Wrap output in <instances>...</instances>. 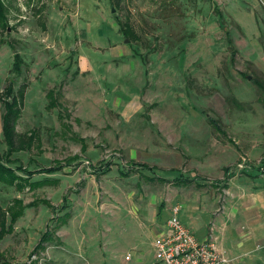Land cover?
I'll return each instance as SVG.
<instances>
[{
  "label": "rangeland",
  "instance_id": "obj_1",
  "mask_svg": "<svg viewBox=\"0 0 264 264\" xmlns=\"http://www.w3.org/2000/svg\"><path fill=\"white\" fill-rule=\"evenodd\" d=\"M5 3L0 152L12 81L26 86L17 131L34 139L5 156L25 186L0 183V204L21 208L1 264H101L94 250L106 245L107 255L149 246L156 225L137 209L158 217L202 197L195 173L220 146L234 151L227 173H264V0ZM19 167L36 173L25 182Z\"/></svg>",
  "mask_w": 264,
  "mask_h": 264
},
{
  "label": "crops",
  "instance_id": "obj_2",
  "mask_svg": "<svg viewBox=\"0 0 264 264\" xmlns=\"http://www.w3.org/2000/svg\"><path fill=\"white\" fill-rule=\"evenodd\" d=\"M233 152L220 146L213 157L205 159L201 165L204 173H195L205 179L204 194L200 198H182L178 204L181 207L179 218L198 239L212 237L215 240L227 260L224 264H264V173H227V155L233 156ZM138 166L151 168L146 163ZM142 206L137 209L135 218L142 223L143 219H150L156 225L149 246L131 242L129 250L107 255L106 245L105 249L94 250L101 264H159L154 242L168 234L167 223L174 205L169 210H161L158 217L147 216ZM84 236L93 239V234Z\"/></svg>",
  "mask_w": 264,
  "mask_h": 264
},
{
  "label": "trees",
  "instance_id": "obj_3",
  "mask_svg": "<svg viewBox=\"0 0 264 264\" xmlns=\"http://www.w3.org/2000/svg\"><path fill=\"white\" fill-rule=\"evenodd\" d=\"M0 26L6 31L9 27L8 8L6 6L5 0H0ZM123 31L126 37L136 39V32L130 25H128V27H126V29H124ZM23 63L24 60L22 56L19 53L16 54L14 57V70L17 75L22 72ZM25 88L26 86H23L18 91H15L14 82L12 81L9 83L3 94H1L3 106V134L5 143L8 146V150L6 153L7 155L0 152V183L17 185L20 188H23L25 186V184L21 183V179L23 178L17 175L14 169L8 167L4 160L5 156H7L8 159L14 152L30 148L33 144V136L21 135L17 131V124L23 112ZM48 97L50 98L48 108H55L57 106V100L54 98L53 93H50ZM18 169L24 170V172L29 176L28 178H24L25 182L27 181V179H30V177L34 175V173H36L34 171H29L20 167ZM51 170L53 169H45L44 171H38V173H48ZM15 206L16 205H13L5 209L0 204V240L3 238V236L11 233L14 227V223L18 219V216L21 214V208L17 209L18 207ZM48 238L49 235L47 234L44 236L42 241L45 242ZM2 257L3 255L0 253V264Z\"/></svg>",
  "mask_w": 264,
  "mask_h": 264
},
{
  "label": "built area",
  "instance_id": "obj_4",
  "mask_svg": "<svg viewBox=\"0 0 264 264\" xmlns=\"http://www.w3.org/2000/svg\"><path fill=\"white\" fill-rule=\"evenodd\" d=\"M180 206L172 209L168 220V234L154 242L159 264H224L227 260L212 237L198 239L180 220ZM129 259V257H128Z\"/></svg>",
  "mask_w": 264,
  "mask_h": 264
}]
</instances>
